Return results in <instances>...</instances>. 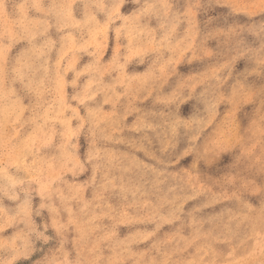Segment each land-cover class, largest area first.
Returning a JSON list of instances; mask_svg holds the SVG:
<instances>
[{
	"label": "clouds",
	"instance_id": "clouds-1",
	"mask_svg": "<svg viewBox=\"0 0 264 264\" xmlns=\"http://www.w3.org/2000/svg\"><path fill=\"white\" fill-rule=\"evenodd\" d=\"M0 264H264V0H0Z\"/></svg>",
	"mask_w": 264,
	"mask_h": 264
}]
</instances>
